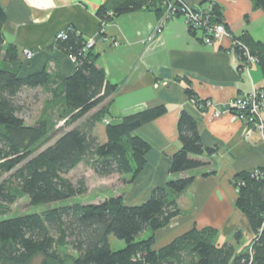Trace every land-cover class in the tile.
<instances>
[{
  "label": "trees",
  "instance_id": "trees-1",
  "mask_svg": "<svg viewBox=\"0 0 264 264\" xmlns=\"http://www.w3.org/2000/svg\"><path fill=\"white\" fill-rule=\"evenodd\" d=\"M252 2L254 8L264 10V0ZM165 3V0H123L114 15L144 7L161 14L167 7ZM108 11L105 4L98 10L104 22L114 17ZM202 12L209 15L210 23H224L219 4L213 3L210 10ZM6 19L0 2V177L10 173L0 181V207L15 203L22 195L30 199L31 205H43L85 194L88 190L85 181L74 183L65 174L87 158L93 160L94 173L101 177L120 173L131 174L128 182L135 180L147 164L146 154L151 148L137 130L165 114L167 106L161 104L116 122L109 121L117 85L108 82L105 69L98 64L100 53L95 45L88 47L83 34L71 27L64 30L66 38L57 37V43L75 58L78 66L74 73L63 77L49 65L37 73L21 76L24 61L18 45L6 40ZM190 28L194 32L202 30L204 37L203 27ZM232 36L246 45L264 68V44L246 32ZM232 47L240 62H245L244 51L237 44ZM37 87L48 94L46 108L61 110L62 116H69L68 125L102 106L88 115L82 126L63 131L51 145L36 152L38 146L51 138L52 120L46 111L36 123H27L19 94L26 88ZM186 93L200 105L191 87L186 88ZM177 126L181 146L171 158L169 171L184 173L204 167L206 163L198 156L214 154L216 149L203 145L199 125L187 111H182ZM194 179V175L171 178L165 185L155 187L140 204L129 205L124 195L119 194L98 204H56L40 213L2 218L0 264H30L35 257H40V264H264V176L254 170L240 172L233 178L239 190L237 207L245 213L255 233L247 248L239 251L233 242H219L217 230L210 226L194 227L162 247L155 246L153 234L138 238L143 231L154 233L165 227L178 215L177 198ZM111 234L125 240L126 246L113 250ZM242 238L241 231H236L235 240ZM59 248H71L77 255L61 252Z\"/></svg>",
  "mask_w": 264,
  "mask_h": 264
},
{
  "label": "crops",
  "instance_id": "crops-1",
  "mask_svg": "<svg viewBox=\"0 0 264 264\" xmlns=\"http://www.w3.org/2000/svg\"><path fill=\"white\" fill-rule=\"evenodd\" d=\"M123 0H0L6 14L4 32L8 43L20 49L24 63L21 76L37 73L47 66L58 75L68 77L77 62L57 43V35L68 27L96 41L100 53L98 64L107 80L117 85L110 104L109 121L148 110L161 104L168 111L140 126L137 134L150 144L147 164L127 190V204H140L157 186L174 177L194 175V183L177 198L182 208L159 244L162 247L187 231L214 227L217 240L235 243L238 250L250 245L255 233L244 212L237 207L239 190L234 176L264 167V132L247 131L231 112V100L264 89V68L257 62L241 67L232 47V39L207 45L202 30L187 26L184 17L166 16L164 10L144 7L115 16ZM197 11L210 10L213 3L222 6L225 25L231 35L244 32L264 44V10L254 8L252 0H185ZM106 5L109 22L98 16ZM161 24L162 32L150 36ZM103 27V34L102 32ZM25 49L34 56L24 55ZM191 87L200 105L192 101L186 88ZM215 103V107L206 105ZM218 109L220 115H214ZM196 119L204 146L215 148L214 154L198 156L206 165L184 173H171V158L180 149L178 121L182 111ZM264 119V107L261 110ZM175 221V220H174ZM240 230L243 238L235 240ZM158 244V245H157Z\"/></svg>",
  "mask_w": 264,
  "mask_h": 264
},
{
  "label": "rangeland",
  "instance_id": "rangeland-1",
  "mask_svg": "<svg viewBox=\"0 0 264 264\" xmlns=\"http://www.w3.org/2000/svg\"><path fill=\"white\" fill-rule=\"evenodd\" d=\"M182 1L185 2L186 4L185 0H182ZM165 2H166L165 5H167L165 9L166 13L170 5L174 7L177 5L179 6L178 1L173 2V0H165ZM192 9L195 10L194 8ZM177 15L183 16L184 14L180 13V11L177 10L176 16ZM183 17L186 22V19H185L186 16H183ZM101 30H102L101 33L103 34L104 32L103 27ZM161 32H158V33H161ZM93 41L95 42L94 45H96V41L95 40ZM47 97H48V94L44 91V89L40 87H37V89H27L26 88V90H23L19 94V100L24 106L22 110L23 111L22 115L25 118L27 123H30V124L36 123L39 120V118L44 116L46 111L52 120L51 138L42 144L40 143L41 145L38 146L37 149H35L36 152H39L41 148L51 145V143H53L61 135L63 131L70 130L74 126H82L83 123L87 120L86 118L88 117V115L92 114L94 111L98 110L102 106L100 105V106L95 107L91 111L90 114L84 116L79 121L68 125L67 124L69 122L68 115L62 116L61 110L56 111V110H52L50 108L48 109L45 107V100ZM92 161L93 160L91 158H87L84 162L80 163L78 167L74 168V170L65 174L66 177L71 179L74 183L83 179L85 181V184L88 185V190L86 191L85 194L75 195V197L71 199L54 202L52 204H43V205H35V204L31 205L30 199H28L27 196L22 195L18 198V200L15 203H12L9 205L4 204L0 207V219L7 218L10 216H18L21 214H32V212L40 213V212H43V210H45L46 208L53 207L56 204L65 205L66 203H76V202L84 203V204H87V203L98 204L99 202L104 201L105 199H108V197L118 196L119 194H123L126 200L128 196L126 192L130 188L131 184L135 182L136 179L131 182H128V180H130L131 178V174L122 175L120 173L113 174L107 177H101L98 174L94 173V170L92 168V165H93ZM9 176H10V173L1 176L0 181L5 180ZM178 208L180 211H182L181 207L178 206ZM175 217H177V215ZM175 217L171 219L170 222L165 225V227L154 231V233L148 230L143 231V233H141L138 236V238L142 239L143 237H147L153 234L156 240L158 237H160L159 238V242H160L163 236L167 234L168 230L174 227L176 219H177V218L175 219ZM109 240H110L111 247L113 250H120L126 246V241L123 239H118L114 234L110 235ZM159 244H161V242ZM59 250L61 252H66V253L69 252L71 254L77 255L76 252L71 250V248H59ZM30 264H40V257H35L34 260Z\"/></svg>",
  "mask_w": 264,
  "mask_h": 264
},
{
  "label": "built area",
  "instance_id": "built-area-1",
  "mask_svg": "<svg viewBox=\"0 0 264 264\" xmlns=\"http://www.w3.org/2000/svg\"><path fill=\"white\" fill-rule=\"evenodd\" d=\"M179 2V6H172L170 5L168 7V11L166 13V16L168 17H175L177 10L180 11V13L184 14L183 16H186V23L187 26L193 27V28H200L203 27L205 29L204 32V42L207 45H212L215 42H220L224 38L229 37L232 39V44H237L240 49L244 51V55L247 57L245 59V62H240L241 67L243 69H248L250 64L257 62V58L250 54V51L248 47L240 42L239 40L235 39L229 30L227 29L226 25L224 23H210L209 22V15L202 11L193 10L191 8L190 4H185L182 0H173V2ZM161 24H159L156 27V30L154 33H152L150 36H148L149 41H152L156 33L161 32ZM59 38H66L67 33L64 31H61L57 35ZM94 41L90 39L88 41V47L94 45ZM234 48V47H233ZM235 51V48H234ZM34 50L25 49L24 54L27 57H33L34 56ZM192 101L196 102L195 99H192ZM230 104L231 112L234 113L235 117L241 121L247 131L250 130H258L264 132V119L262 114V109L264 107V90L262 89H254L253 92L248 93L247 95H238L234 99H232ZM206 105L215 107V103H212L211 101H206ZM221 113L216 108L214 110V115L219 116ZM256 174H261V176H264V167L262 170L259 168L254 170Z\"/></svg>",
  "mask_w": 264,
  "mask_h": 264
}]
</instances>
